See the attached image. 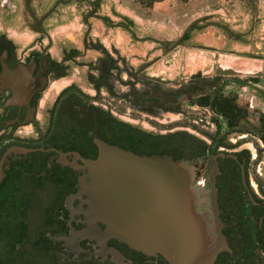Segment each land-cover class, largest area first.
Segmentation results:
<instances>
[{
	"label": "flooded vegetation",
	"instance_id": "obj_1",
	"mask_svg": "<svg viewBox=\"0 0 264 264\" xmlns=\"http://www.w3.org/2000/svg\"><path fill=\"white\" fill-rule=\"evenodd\" d=\"M29 9L32 16L24 5L36 38L24 42L12 19L15 4L0 0V264H170L158 252L104 236V223L87 218L80 157L93 158L92 137L103 138L80 117L95 116L100 106L120 120L129 122L117 111L157 125L152 118L196 105L200 90L209 95L201 105L207 117H198L209 127L210 135L199 129L208 147L184 158L196 179L210 168V153L216 164L217 215L227 249L212 264H264V91L255 92L261 75L194 71L173 84L153 78L150 62L132 68L120 46L104 45L106 31L89 34L86 14L80 42H52L47 13ZM94 15L139 38L127 17Z\"/></svg>",
	"mask_w": 264,
	"mask_h": 264
},
{
	"label": "water",
	"instance_id": "obj_2",
	"mask_svg": "<svg viewBox=\"0 0 264 264\" xmlns=\"http://www.w3.org/2000/svg\"><path fill=\"white\" fill-rule=\"evenodd\" d=\"M24 5L32 16L28 0ZM202 18L191 19L167 48L178 44ZM214 73L258 76L260 72L216 63ZM92 142L96 155L80 157L87 178H79V190L85 194L87 218L104 223V236L145 253L158 252L170 264H212L217 252L227 249L217 215L216 164L211 153L210 168L196 179L188 159L165 153L138 154L97 136Z\"/></svg>",
	"mask_w": 264,
	"mask_h": 264
},
{
	"label": "rangeland",
	"instance_id": "obj_3",
	"mask_svg": "<svg viewBox=\"0 0 264 264\" xmlns=\"http://www.w3.org/2000/svg\"><path fill=\"white\" fill-rule=\"evenodd\" d=\"M65 2L69 5L66 10L74 13L82 12L89 5L88 1ZM97 2L101 3L99 10L108 12L112 20L127 16L130 27L135 28L139 38L125 29L108 27L127 52L132 68L150 62L147 70L177 84L184 82V78L194 71L214 73L215 64L221 63L233 69L258 70L261 76L258 75L257 88L264 91V0H112L114 12L122 15L110 10L109 1ZM22 12V25L29 28L30 17L24 10ZM200 16L204 18L196 21L187 36L171 48H164L153 39L158 38L169 46L191 19ZM93 26L102 32L99 21H94ZM238 75L244 77L246 74ZM53 85H59V82ZM184 108L178 113H162L152 118L158 125L120 111L117 114L148 130H186L207 140L199 129L209 130V127L198 119L206 118L207 112L198 105Z\"/></svg>",
	"mask_w": 264,
	"mask_h": 264
},
{
	"label": "trees",
	"instance_id": "obj_4",
	"mask_svg": "<svg viewBox=\"0 0 264 264\" xmlns=\"http://www.w3.org/2000/svg\"><path fill=\"white\" fill-rule=\"evenodd\" d=\"M86 1L93 6H96L98 3V0ZM186 36L187 32L183 39ZM198 92V100L195 103H197L196 105L201 106L207 101L206 98L209 95L202 94L201 90ZM218 96L219 93H216V97L213 100L217 101ZM202 97L206 100L204 103ZM82 111L84 112V109ZM80 123L81 125L85 124L94 126L93 128L96 129V133L105 141L118 144L119 146L130 149L138 154L165 153L177 159L184 157L187 158L192 152H195V154H203L208 147V144L204 140L186 130H169L167 132L149 134L136 127V125H132L129 122L116 118L111 115L108 110H105L100 106L96 107L95 116L83 115V117H80ZM154 123L156 122L154 121ZM82 132H84L83 129ZM205 133L208 135L211 134L207 130ZM85 139L86 138H84V140Z\"/></svg>",
	"mask_w": 264,
	"mask_h": 264
},
{
	"label": "crops",
	"instance_id": "obj_5",
	"mask_svg": "<svg viewBox=\"0 0 264 264\" xmlns=\"http://www.w3.org/2000/svg\"><path fill=\"white\" fill-rule=\"evenodd\" d=\"M12 1L15 4V10H14L12 19L15 24L14 26L17 31L18 38L23 39L24 42H27L30 39L36 38L35 31L30 30L29 28H25L22 25L23 20H22L21 14L23 13L22 11L24 10L23 0H12ZM75 1H77L78 3H82V2H85L86 0H75ZM106 1H109L110 8H111L110 10L114 12V9L116 10V8L114 7V3H112V0H106ZM29 5L33 13L37 16L47 13L46 18L44 19V26L45 28H47L48 38L50 41L59 42V41H66V40L67 41L74 40L77 43L80 42L81 32L85 27L82 17L86 14L87 22H91L92 24L89 34L91 35L102 34L103 31H106L107 34L104 36L102 40L104 45H106V43L110 41L120 46L121 52L126 56L128 63H131L130 61L131 59L128 58L127 52L123 51L122 44H119V42L116 41L115 33L112 34L108 30V27L104 26L101 20L94 15V14H98L100 16L107 15L110 19H112L111 15H109L108 12H101L99 10V6H101V3L98 2L96 6H93L91 5V3H89V5L85 8V10H83L82 12L78 11V13H74V11L72 10L71 11L66 10V8L69 5L67 4V2H65V0H59V1L57 0H29ZM92 7H95V10L92 9ZM91 11H93V13ZM114 13L117 14V12H114ZM20 15H21V18H20ZM117 15H122V14H117ZM123 17H127V16L123 15ZM94 21H99L102 24L103 26L102 32L98 31L97 28L95 29V27L93 26ZM113 28H117V27H113ZM132 29L135 31V34H136L135 28H132ZM148 37L149 36H146V38ZM153 39L155 41L159 40L158 38H154V37ZM43 42H46L45 37H43ZM79 45L81 47V44ZM255 92L257 95L259 94L261 95L258 88H256Z\"/></svg>",
	"mask_w": 264,
	"mask_h": 264
},
{
	"label": "bare ground",
	"instance_id": "obj_6",
	"mask_svg": "<svg viewBox=\"0 0 264 264\" xmlns=\"http://www.w3.org/2000/svg\"><path fill=\"white\" fill-rule=\"evenodd\" d=\"M222 62H223V61H222ZM220 64H221V63H220ZM252 67H254V66H252ZM252 67H251V68H252ZM244 70H245V69H244ZM247 70H250V69H247Z\"/></svg>",
	"mask_w": 264,
	"mask_h": 264
}]
</instances>
